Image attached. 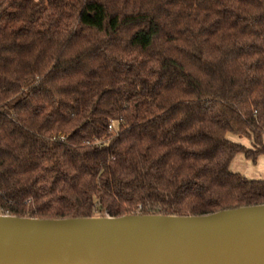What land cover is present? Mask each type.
Listing matches in <instances>:
<instances>
[{"label":"trees","instance_id":"16d2710c","mask_svg":"<svg viewBox=\"0 0 264 264\" xmlns=\"http://www.w3.org/2000/svg\"><path fill=\"white\" fill-rule=\"evenodd\" d=\"M263 134L264 0H0L9 214L263 204L264 177L229 170L264 155Z\"/></svg>","mask_w":264,"mask_h":264},{"label":"water","instance_id":"95a60500","mask_svg":"<svg viewBox=\"0 0 264 264\" xmlns=\"http://www.w3.org/2000/svg\"><path fill=\"white\" fill-rule=\"evenodd\" d=\"M0 264H264V203L201 215L0 214Z\"/></svg>","mask_w":264,"mask_h":264},{"label":"rangeland","instance_id":"374dc122","mask_svg":"<svg viewBox=\"0 0 264 264\" xmlns=\"http://www.w3.org/2000/svg\"><path fill=\"white\" fill-rule=\"evenodd\" d=\"M227 138L241 142L251 147V141L247 137L239 136L232 132L226 133ZM264 144V134L262 137ZM229 170L238 172L248 178H263L264 177V155L260 154L254 161L246 158L242 153H236L229 163Z\"/></svg>","mask_w":264,"mask_h":264},{"label":"built area","instance_id":"2783aa9c","mask_svg":"<svg viewBox=\"0 0 264 264\" xmlns=\"http://www.w3.org/2000/svg\"><path fill=\"white\" fill-rule=\"evenodd\" d=\"M109 128H111V125H109ZM59 137L61 138L62 136H59ZM0 214L8 215L9 213H8L7 210H3V209L1 208V206H0Z\"/></svg>","mask_w":264,"mask_h":264},{"label":"crops","instance_id":"0c3cea01","mask_svg":"<svg viewBox=\"0 0 264 264\" xmlns=\"http://www.w3.org/2000/svg\"><path fill=\"white\" fill-rule=\"evenodd\" d=\"M231 140V139H230ZM233 141V140H232ZM236 142V141H235ZM239 143H241V142H239ZM241 144H243V145H245L244 143H241ZM245 146H247V145H245ZM248 147V146H247ZM246 177V176H245ZM248 178V177H247Z\"/></svg>","mask_w":264,"mask_h":264}]
</instances>
